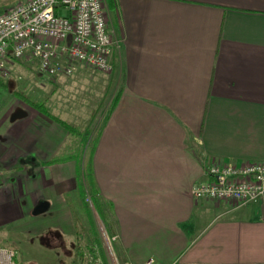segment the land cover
Instances as JSON below:
<instances>
[{"label":"crops","instance_id":"0c3cea01","mask_svg":"<svg viewBox=\"0 0 264 264\" xmlns=\"http://www.w3.org/2000/svg\"><path fill=\"white\" fill-rule=\"evenodd\" d=\"M106 17L111 71L77 63L40 102L82 129L101 122L89 161L120 259L264 264V193H190L208 160L264 161V0H112ZM0 82V226L71 228L74 210L91 212L88 145Z\"/></svg>","mask_w":264,"mask_h":264},{"label":"built area","instance_id":"2783aa9c","mask_svg":"<svg viewBox=\"0 0 264 264\" xmlns=\"http://www.w3.org/2000/svg\"><path fill=\"white\" fill-rule=\"evenodd\" d=\"M65 13H61V11ZM115 42L107 30L104 0H23L0 14V80L9 77L14 61L34 63L38 72L54 79L68 76L75 64L95 71H111L110 56ZM207 181L190 188L193 199L225 201L236 205L256 202L264 193V161L240 163L208 160ZM104 237L106 262L88 264H132L119 261ZM16 251L0 245V264H15ZM141 264H154L152 258ZM169 264H249L239 262H181Z\"/></svg>","mask_w":264,"mask_h":264},{"label":"rangeland","instance_id":"374dc122","mask_svg":"<svg viewBox=\"0 0 264 264\" xmlns=\"http://www.w3.org/2000/svg\"><path fill=\"white\" fill-rule=\"evenodd\" d=\"M21 1L23 0H0V14ZM61 13L64 14L65 11L62 10ZM15 68L16 70H14ZM7 79L13 80L14 90L24 89L23 92L30 100L38 102L46 101L51 90L50 82L53 80L38 72L34 63L23 61H17L10 66ZM75 85L77 92L80 89L82 90L81 99H83L84 90L87 88L85 86L79 87V83H75ZM106 93L104 97H106ZM101 95L98 91L92 92L90 97L85 99V102L100 100L102 99ZM105 111L106 108L99 112L96 116L97 121L102 119L106 113ZM92 123L84 129L90 130ZM78 177H80L79 170ZM82 203L87 204L91 212L86 213L83 209L74 210L73 227L71 228L61 225L48 226L44 223L42 228L40 226L24 228L12 222L1 225L0 245L16 251L15 264H88L93 260H100L105 263L108 252L106 251L104 237L106 235L115 237L113 228L101 212L94 210L88 193L83 194ZM54 233H58V236L54 237ZM42 235L47 240H44ZM110 245L111 252L119 261H122L114 240L110 241Z\"/></svg>","mask_w":264,"mask_h":264},{"label":"trees","instance_id":"16d2710c","mask_svg":"<svg viewBox=\"0 0 264 264\" xmlns=\"http://www.w3.org/2000/svg\"><path fill=\"white\" fill-rule=\"evenodd\" d=\"M104 3H105V6L107 7V9H109L111 6L112 0H104ZM14 95L18 99L25 102L26 104L34 107L35 109H37L41 113H43V114L47 115L48 117H50L51 119H53L64 130H66L69 133H71L72 135H75L76 137H78L83 147L85 145H88L89 156H88V159L83 162V166H82L81 170H79L80 179H81V184L83 186V194H85V193L89 194V200H90V203L93 206L94 210L96 212H98V211L100 212V206H99L98 199H97V190H96L95 185H94L93 174H92V169H91L89 157H90V155L93 151L94 145L96 143L97 136L99 134L100 127H101V122L93 130L82 129L72 122L61 121V120L57 119L54 115L47 112V110L45 109V107L43 106L42 103L30 100L28 98V96L23 91H16V92H14ZM114 100H115V97L113 96V98L111 99V101L107 107V112H110V110L112 109V107L114 105ZM102 119H104V118H102ZM101 214L103 215V213H101ZM99 218H100V220H102L100 216H99Z\"/></svg>","mask_w":264,"mask_h":264}]
</instances>
